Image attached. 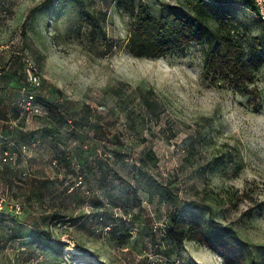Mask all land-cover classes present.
Instances as JSON below:
<instances>
[{
    "label": "rangeland",
    "instance_id": "374dc122",
    "mask_svg": "<svg viewBox=\"0 0 264 264\" xmlns=\"http://www.w3.org/2000/svg\"><path fill=\"white\" fill-rule=\"evenodd\" d=\"M42 1L0 0V127L15 155L0 168V264H247L227 247L169 238L171 213L193 202L263 261L264 64L255 110L245 92L205 75V44L137 57L127 47L134 19L116 0H87L105 14L95 28L73 7L32 11ZM145 1L155 15L187 4ZM204 1L245 44L264 24L250 0ZM23 53L39 86L27 82ZM24 87L63 120L26 110ZM220 154L226 169H209Z\"/></svg>",
    "mask_w": 264,
    "mask_h": 264
},
{
    "label": "trees",
    "instance_id": "16d2710c",
    "mask_svg": "<svg viewBox=\"0 0 264 264\" xmlns=\"http://www.w3.org/2000/svg\"><path fill=\"white\" fill-rule=\"evenodd\" d=\"M56 3L60 8H75L81 20L88 22L93 28L97 27L105 16L95 12L87 0H44L32 11L44 4ZM186 3L180 10L162 11L155 15L145 0H116L117 8L134 19L127 35L129 52L137 57L159 58L182 51L193 43L205 44V75L213 82L227 80L245 92L253 109L258 110L260 89L256 79L259 67L264 64V24L259 33L253 35L245 44L238 33V26L229 20V17L221 16L223 10L220 7L209 5L204 0H187ZM212 11L218 15L217 18ZM3 75L4 70L1 77ZM36 98L45 109L52 111L55 118L63 120V116L50 100L43 96ZM143 159L154 163L156 156L153 150L145 151ZM228 163L229 157L220 154L208 164L209 169L220 171L226 169ZM232 165L235 173L242 167L241 164ZM191 204L190 207H177L171 213V225L167 234L176 245L182 246L185 240L193 239L208 243L212 247H227L235 253L237 262L247 260V264H264V260L251 257L247 244L241 241L234 226L206 216L204 208L194 202ZM56 216L61 217L60 214ZM44 236L51 238L52 234L47 231Z\"/></svg>",
    "mask_w": 264,
    "mask_h": 264
},
{
    "label": "built area",
    "instance_id": "2783aa9c",
    "mask_svg": "<svg viewBox=\"0 0 264 264\" xmlns=\"http://www.w3.org/2000/svg\"><path fill=\"white\" fill-rule=\"evenodd\" d=\"M255 7L257 8V13L260 18L264 19V0H250ZM21 58L25 65V73L27 82L33 86L40 85V76L38 72V68L35 65V62L28 54H22ZM3 65L0 61V77L3 74ZM21 101L20 103L24 106L26 110L32 113H42L45 110L44 105L37 100L36 94L33 90L28 89L26 87L21 90ZM11 142L9 137L3 132L0 127V168H2L7 162H11L14 160L15 155L14 152H11L7 149V143ZM12 143V142H11ZM18 204V208H19ZM2 208V199H0V209ZM17 208V206H16Z\"/></svg>",
    "mask_w": 264,
    "mask_h": 264
}]
</instances>
